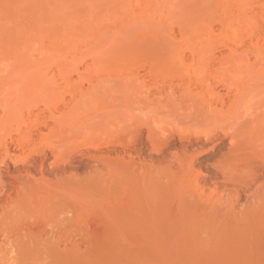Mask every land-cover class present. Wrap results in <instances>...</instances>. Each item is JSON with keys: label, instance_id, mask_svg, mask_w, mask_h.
<instances>
[{"label": "rangeland", "instance_id": "1", "mask_svg": "<svg viewBox=\"0 0 264 264\" xmlns=\"http://www.w3.org/2000/svg\"><path fill=\"white\" fill-rule=\"evenodd\" d=\"M262 3L0 0L4 264H264Z\"/></svg>", "mask_w": 264, "mask_h": 264}, {"label": "bare ground", "instance_id": "2", "mask_svg": "<svg viewBox=\"0 0 264 264\" xmlns=\"http://www.w3.org/2000/svg\"><path fill=\"white\" fill-rule=\"evenodd\" d=\"M262 5H263V7H264V0H263V3H262ZM225 16V15H224ZM223 21H221L220 20V23L222 24V25H227L228 27H230V25H231V30L233 29L232 28V24L233 23H235V24H237V26H235L234 28L237 30V27H240L241 26V29L240 28H238L239 30H232L231 31V33L233 32V33H235V32H237V34L235 33L234 35L236 36V35H238V33L240 34V32L242 33V32H246L247 33V38H248V40H252V42L253 41H256V43L259 41V40H261V39H264V26H262V24H259V22H262V23H264V14L263 15H261V16H258V15H251V16H247V15H244V16H240V17H235V19H231V17L229 18H227V17H225V18H223L222 19ZM251 20V22H250V26H248V27H252V25H253V28H246L247 30H245V27H242V26H247V24L249 25V21ZM236 21V22H235ZM248 21V23H246ZM254 21V22H253ZM252 22H253V24H252ZM234 25V24H233ZM226 26V28H228ZM244 28V29H243ZM242 30V31H241ZM249 30V31H248ZM227 31H230V28H228L227 29ZM226 30H225V32H227ZM240 31V32H239ZM224 32V33H225ZM233 33L231 34V35H229L230 33H228V36H227V38H229V36H232L233 35ZM246 33H243V34H246ZM243 34H241L239 37H243ZM222 35V34H221ZM224 35V34H223ZM221 36L222 38L224 37V36ZM220 36V35H219ZM219 36H218V40H220L219 39ZM238 37V38H239ZM221 38V40H223ZM225 39H226V35H225V37H224ZM232 38V37H231ZM236 39H237V37H235ZM250 38V39H249ZM230 39V38H229ZM233 39H234V36H233ZM228 40V39H227ZM251 43V42H250ZM255 42L253 43L254 45L256 44ZM226 46V45H225ZM262 53V52H261ZM259 55H260V53H259ZM2 221H3V219H2ZM1 221V222H2ZM5 222V221H4ZM5 224V223H4ZM3 223H0V226H2V227H0V234H1V236H2V239H0V253H2L3 255L1 256V254H0V257H1V259H0V263L2 264H4L5 263V256L4 255H6L7 254V247L9 246L8 244H7V242H9V240H10V236L8 235V232H9V230H8V228L7 227H5V225H4ZM7 226V225H6ZM7 228V229H6ZM8 231V232H7ZM6 259H7V257H6Z\"/></svg>", "mask_w": 264, "mask_h": 264}]
</instances>
